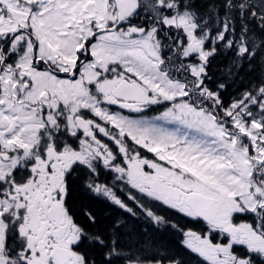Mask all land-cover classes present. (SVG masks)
<instances>
[{"label": "snow or ice", "instance_id": "1", "mask_svg": "<svg viewBox=\"0 0 264 264\" xmlns=\"http://www.w3.org/2000/svg\"><path fill=\"white\" fill-rule=\"evenodd\" d=\"M184 257L264 264V0H0V264Z\"/></svg>", "mask_w": 264, "mask_h": 264}, {"label": "trees", "instance_id": "2", "mask_svg": "<svg viewBox=\"0 0 264 264\" xmlns=\"http://www.w3.org/2000/svg\"><path fill=\"white\" fill-rule=\"evenodd\" d=\"M92 206L95 207L100 214H103L102 205H100L99 203H93ZM169 243L173 246L176 245V241L174 238H169ZM184 259L186 260L187 264H191L190 259L188 257H184Z\"/></svg>", "mask_w": 264, "mask_h": 264}]
</instances>
